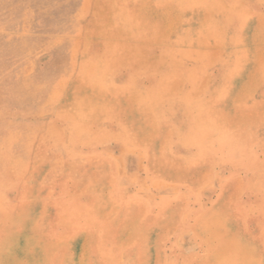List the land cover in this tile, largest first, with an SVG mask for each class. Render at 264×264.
I'll use <instances>...</instances> for the list:
<instances>
[{"label":"rangeland","instance_id":"374dc122","mask_svg":"<svg viewBox=\"0 0 264 264\" xmlns=\"http://www.w3.org/2000/svg\"><path fill=\"white\" fill-rule=\"evenodd\" d=\"M257 231L264 0H0V264H208Z\"/></svg>","mask_w":264,"mask_h":264},{"label":"bare ground","instance_id":"6f19581e","mask_svg":"<svg viewBox=\"0 0 264 264\" xmlns=\"http://www.w3.org/2000/svg\"><path fill=\"white\" fill-rule=\"evenodd\" d=\"M195 34L197 35V33H195ZM187 35H188V33H187ZM196 35H195V37H196ZM193 37H192V39H193ZM185 38H187V37H185ZM184 40H186V39H184ZM187 42H189V41H187ZM185 43H186V41H185ZM186 44H188V43H186ZM229 86L227 85L228 88H229ZM228 88H227V90H228ZM235 89H236V83H235ZM43 187H44V185H43ZM25 189H26V187H25ZM38 190H39V187H38ZM28 194L30 195V193H27V195ZM28 199H30V198H28ZM23 202H24L23 207L24 208L26 207L25 209L28 210V212L31 216V220H32L33 215L35 213L34 207H36V203L28 202V201H23ZM52 207H55L58 211V221L64 225H66L65 227H66L67 235H69V233H71L72 228L84 229L85 226H87V224L86 225L81 224L82 222H84V220H87V217L89 215L88 213L84 212V210H81V211L77 210L71 214L66 209L62 208V206H59V205L56 206L55 204L50 203V205H48L46 208V212H49V209ZM218 213L219 214L221 213L220 216L222 217L223 213L220 210ZM226 217H227V215L225 216V218ZM227 218H229V217H227ZM81 219H83L82 222H81ZM222 219H224V217ZM222 222H225V223L231 224L234 227H237V225L232 223L231 221H228V220L226 221L224 219V220H222ZM198 224H200V227H203V228H211L212 224H213V220L208 219V220L200 221V222H198ZM103 226H104L103 222H101L99 227L102 229ZM239 232H240V228H239ZM234 233H235V231H234ZM234 233H233V235H234ZM261 234H262L261 232L257 231L256 233L248 234L247 236L245 234V237H243L242 234L240 233V234H236V237L234 236L232 238H223L220 236V234H217L214 232V234L210 235L209 240H207V245H208V248L210 250L209 251L210 254L207 255V261L209 262L208 264H264V256H260L261 255L260 253L264 254V244H263V241L261 239ZM22 236H23V234L20 236L19 241H21ZM105 237H107V235H105ZM113 240H114V238H112L111 241H113ZM82 247H85V245L84 246L82 245ZM50 258L51 257H49V252L45 251L43 253V255L40 256L39 259H37L35 264H46L49 262V260H51ZM70 262H71V259L67 263L71 264ZM63 263L65 264V262H63ZM10 264H16V262L12 261ZM102 264H108V263H102Z\"/></svg>","mask_w":264,"mask_h":264}]
</instances>
